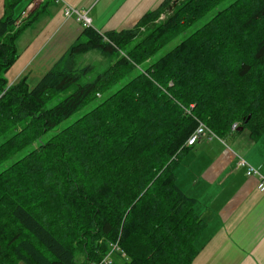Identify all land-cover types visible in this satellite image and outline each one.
I'll list each match as a JSON object with an SVG mask.
<instances>
[{
  "label": "trees",
  "instance_id": "obj_1",
  "mask_svg": "<svg viewBox=\"0 0 264 264\" xmlns=\"http://www.w3.org/2000/svg\"><path fill=\"white\" fill-rule=\"evenodd\" d=\"M20 1L6 0L0 17V165L33 147L0 170V264H91L113 243L125 256L111 264H194L205 222L175 167L199 122L220 138L264 133V0H232L153 61L225 0H163L130 28L82 27L32 87L26 76L11 84L4 77L16 39L40 12L17 24ZM89 50L115 58L93 80L85 79L90 65H76Z\"/></svg>",
  "mask_w": 264,
  "mask_h": 264
},
{
  "label": "crops",
  "instance_id": "obj_2",
  "mask_svg": "<svg viewBox=\"0 0 264 264\" xmlns=\"http://www.w3.org/2000/svg\"><path fill=\"white\" fill-rule=\"evenodd\" d=\"M5 1L0 0V17ZM31 1L21 0L24 8L17 15ZM64 1L86 9L91 26L105 32L132 27L163 0ZM38 5L39 14L16 39L17 58L4 73L9 84L28 77L25 73L34 67L37 77L42 76L82 30L74 18L63 17L61 2L45 0ZM239 157L264 175V133L257 139L245 130L224 138H202L175 167L178 186L196 199L195 209L205 222L194 240V264H264V193L257 191V179L237 165Z\"/></svg>",
  "mask_w": 264,
  "mask_h": 264
},
{
  "label": "rangeland",
  "instance_id": "obj_3",
  "mask_svg": "<svg viewBox=\"0 0 264 264\" xmlns=\"http://www.w3.org/2000/svg\"><path fill=\"white\" fill-rule=\"evenodd\" d=\"M232 0H225L223 2H221L220 4H218L215 8H213L211 11H209L205 16H203L202 18H200L199 20H197L196 22H194L191 26L187 27L185 29L184 32H182L181 34H179L178 36L172 38L168 43H166L152 58L151 61L155 60L156 58H158L159 56H161L162 54H164L165 52H167L168 50H170L175 44H177L178 42H180L183 38H185L186 36H188L191 32H193L194 30H196L197 28H199L201 25H203L205 22H207L211 16L218 11L219 9L225 7L227 4H229ZM38 6V5H37ZM16 10H15V15H17L23 8L24 5L19 3L16 6ZM167 16V11L166 9H163L161 11V13L158 15V18L156 20L157 21H163ZM138 38H135L133 40V43L135 41H137ZM49 49V48H48ZM115 60V58L112 59H108L104 56H102L101 54H99L97 51L95 50H89L85 53H82L80 55H78L76 57V65L78 68L84 67L85 65H90L93 68L92 73L90 74V77H86L85 79L88 80H93V78L95 77V75L103 70H105V68H107V66L112 63ZM38 74V69L37 68H32L30 71H27L25 73V75H27V82L28 85L30 87L34 86L36 84V82L39 80V78L41 77H37ZM126 81L122 80L119 84L115 85L110 91H107L106 93H103L102 95H99L95 98V100H92L90 103L80 107L77 111H75L74 113H72L68 118L62 120L57 126H55L52 130H49L42 138L43 140L48 139L52 134H54L55 132L61 130L62 128L67 127L68 125H70L71 123H73L76 119H78L79 117H81L83 114H85L86 112H88L89 110H91L96 104H98L101 100H103L109 93L113 92L114 90H116L122 83H124ZM72 89L68 90L67 92H65L66 94L69 93ZM64 94H56L53 98V100L50 102V104L52 103H56L57 101H59V98L62 99V97L65 95ZM2 93H0L1 96ZM212 131V130H211ZM5 136L0 137V143L4 140ZM225 140L230 143V140L228 141L227 138H225ZM33 146H30L24 150H21L19 152H16L15 154H13L9 159H7L6 161H4L1 165H0V170H2L3 168H6L7 166H9L10 164H12L13 162L17 161L18 159L22 158L29 150L30 148H32Z\"/></svg>",
  "mask_w": 264,
  "mask_h": 264
},
{
  "label": "built area",
  "instance_id": "obj_4",
  "mask_svg": "<svg viewBox=\"0 0 264 264\" xmlns=\"http://www.w3.org/2000/svg\"><path fill=\"white\" fill-rule=\"evenodd\" d=\"M45 0H32L28 3L26 10L23 11L18 17L16 23L25 19L28 14L39 4ZM62 3V15L64 18H74L82 27H88L92 24V19L88 16V11L86 9H80L78 7L72 6L65 2L64 0H55ZM237 123H233L231 129H236ZM202 138H218L204 123L199 122L192 133L187 137L184 146L195 145ZM238 166L245 167V174L248 177H255L257 179L256 189L259 193H264V175L261 173L259 167H255L249 164L244 158L239 157L237 160ZM120 253L122 257L125 256L123 250L118 246L117 243L111 245L110 251L98 262H93L91 264H111L113 260V255Z\"/></svg>",
  "mask_w": 264,
  "mask_h": 264
},
{
  "label": "water",
  "instance_id": "obj_5",
  "mask_svg": "<svg viewBox=\"0 0 264 264\" xmlns=\"http://www.w3.org/2000/svg\"><path fill=\"white\" fill-rule=\"evenodd\" d=\"M242 129H243V127L241 126V127L238 128V131H240V130H242Z\"/></svg>",
  "mask_w": 264,
  "mask_h": 264
}]
</instances>
